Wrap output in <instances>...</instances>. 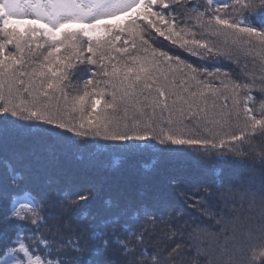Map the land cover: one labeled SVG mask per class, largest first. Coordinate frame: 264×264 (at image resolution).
I'll return each mask as SVG.
<instances>
[{
    "label": "snow or ice",
    "instance_id": "1",
    "mask_svg": "<svg viewBox=\"0 0 264 264\" xmlns=\"http://www.w3.org/2000/svg\"><path fill=\"white\" fill-rule=\"evenodd\" d=\"M256 48L264 53V0H0V264H201L188 259L185 233L196 222L183 213L159 200L97 204L94 180L48 175L51 162L89 146L119 152L114 166L129 167L148 150L215 167L252 149L257 191L230 181L217 196L216 183L191 174L168 183L195 189L187 207L211 222L203 234L220 264H264V145L257 159L253 144L264 140V54L248 60ZM165 216L163 232L148 227Z\"/></svg>",
    "mask_w": 264,
    "mask_h": 264
},
{
    "label": "trees",
    "instance_id": "2",
    "mask_svg": "<svg viewBox=\"0 0 264 264\" xmlns=\"http://www.w3.org/2000/svg\"><path fill=\"white\" fill-rule=\"evenodd\" d=\"M199 2L200 0H197V3ZM227 2L231 3L232 0H227ZM215 6L218 7L219 5ZM117 17H119V14H117ZM104 22L114 24L124 23L125 20L122 18H108ZM35 26L40 27L38 25ZM23 27H27V24L23 25ZM43 43V40L33 43V50L37 52L43 51V49L37 48V45ZM157 43L162 45L165 50L168 49L166 40L159 39ZM249 52L248 60H252L253 57L260 60L261 55L264 54L259 48L250 49ZM44 54L46 55V52ZM60 54H65L63 48H61ZM173 54L180 55V51L173 49ZM111 55L115 57L116 53L113 52ZM40 59L42 60L43 57L41 56ZM243 63H247V61H243ZM248 66L250 68L249 79L252 78V73L254 72L255 78L259 80V69L251 64ZM92 78L94 80L98 79L95 76ZM249 88L254 98L259 99L256 95L259 85H249ZM253 144L255 145L258 159L259 149L261 145H264V140L256 139ZM242 152L244 153L243 155L230 158L226 162L215 161L213 162L215 167H207L192 155L161 156L154 150H148L136 159L134 167H129L123 160L114 166V162L120 158L119 152L103 147L89 146L72 154H65L58 160L51 162L48 175L53 177L62 175L63 178L70 180H79L84 177L94 180L99 188L95 201L97 204L109 197L113 200L124 198L144 199L149 203L157 200L161 201L167 205L169 212L183 213L185 220H194L196 222L189 223L187 226L188 231L185 233L190 248L188 259H195L202 264L207 258L208 264H212V257L214 256L216 264H220L221 257L216 253L215 249L209 247L210 238L205 237L203 234L204 231L208 230V225L211 222L206 216L196 215L187 207L188 198L192 197V192L195 189L186 191L184 188H174L168 183V177L178 174H191L194 179L216 183L218 185L217 196L220 191L228 187L230 181L235 182L237 185L245 186L256 184L257 188L252 189V191H257L262 169L258 164L253 166L252 149L245 147ZM78 156H81L82 159H77ZM153 161H155L154 164ZM144 165H151V167L145 168ZM47 178V175L42 176L40 182L43 183ZM234 194H242V189L237 187ZM226 195L232 194L226 193ZM22 203L26 202L22 201ZM212 206H219L216 197L212 200ZM164 219V223L157 221L155 226L149 225L148 227L159 234L165 229L170 217L165 216ZM198 225L199 227H197ZM257 259H259L258 256Z\"/></svg>",
    "mask_w": 264,
    "mask_h": 264
},
{
    "label": "rangeland",
    "instance_id": "3",
    "mask_svg": "<svg viewBox=\"0 0 264 264\" xmlns=\"http://www.w3.org/2000/svg\"><path fill=\"white\" fill-rule=\"evenodd\" d=\"M115 20H116V19H115ZM115 20H113V21H115ZM110 21H111V20H110ZM110 21H109V22H110ZM42 23H43V22H40V23H37L36 25H38V26L41 27V26H42Z\"/></svg>",
    "mask_w": 264,
    "mask_h": 264
}]
</instances>
